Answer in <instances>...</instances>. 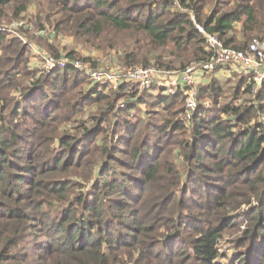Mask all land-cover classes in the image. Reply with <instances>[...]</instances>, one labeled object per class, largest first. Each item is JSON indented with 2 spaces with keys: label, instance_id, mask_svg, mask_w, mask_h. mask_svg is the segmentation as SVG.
<instances>
[{
  "label": "trees",
  "instance_id": "obj_1",
  "mask_svg": "<svg viewBox=\"0 0 264 264\" xmlns=\"http://www.w3.org/2000/svg\"><path fill=\"white\" fill-rule=\"evenodd\" d=\"M206 34L248 49L264 0H0V264H264V88L217 67L189 118L187 87L165 92L210 58ZM53 37L163 74L142 90L41 71Z\"/></svg>",
  "mask_w": 264,
  "mask_h": 264
},
{
  "label": "built area",
  "instance_id": "obj_2",
  "mask_svg": "<svg viewBox=\"0 0 264 264\" xmlns=\"http://www.w3.org/2000/svg\"><path fill=\"white\" fill-rule=\"evenodd\" d=\"M23 21L12 24L18 27ZM8 30L13 29L4 26ZM204 31L202 27H198ZM206 45L211 55L207 61L192 65L184 70L171 71L168 82L165 85L166 93L172 94L179 85H185L186 88V116L189 118L191 112L197 106V95L200 89V77H204L217 67L233 66L237 71L249 73L253 79L252 92L255 95L264 88V38H254L248 49L238 50L224 45L222 40L216 34H206ZM39 55L36 66L41 71H52L56 68L74 67L89 76L95 82L108 83L112 88H116L123 81H132L137 83L140 89L150 88L157 83L162 76L153 66L149 67H120L108 65L106 68L95 67L91 62L84 59H73L65 54L57 57L45 49L34 47Z\"/></svg>",
  "mask_w": 264,
  "mask_h": 264
},
{
  "label": "rangeland",
  "instance_id": "obj_3",
  "mask_svg": "<svg viewBox=\"0 0 264 264\" xmlns=\"http://www.w3.org/2000/svg\"><path fill=\"white\" fill-rule=\"evenodd\" d=\"M31 11H34L33 8H31ZM33 13V12H31ZM27 21L25 19H23V23H26ZM9 27H11L13 30V32H15L16 30V27H13L12 24L9 25ZM43 34L44 35H48V32L47 31H43ZM45 37V36H44ZM50 43H52V45H55L57 48H59L58 51L61 52V54H66V51L73 47L74 46V42L73 39L71 38H68V37H57V38H50V39H47ZM75 47V46H74ZM83 51V52H82ZM81 52L83 54V57H92L93 60H103V61H106V60H110V59H106V56L104 57V55L101 53V52H98L96 50H88V49H85V50H82L81 49ZM111 65V63L109 64ZM227 67V68H226ZM224 68H226L227 70L229 71H237L235 67L233 66H225ZM229 72V73H231ZM169 78V77H168ZM201 81V80H200ZM201 83V82H200ZM221 251L222 252H227V254L229 255L227 257V259H225L224 257L221 258V260H223L224 262L228 263L230 260H229V257H233L234 255V250L232 248L229 247V245L227 244L226 240L223 239L221 241ZM231 255V256H230Z\"/></svg>",
  "mask_w": 264,
  "mask_h": 264
},
{
  "label": "crops",
  "instance_id": "obj_4",
  "mask_svg": "<svg viewBox=\"0 0 264 264\" xmlns=\"http://www.w3.org/2000/svg\"><path fill=\"white\" fill-rule=\"evenodd\" d=\"M229 72H231V71L225 69L224 67H221V69L218 70L217 75H229ZM205 77H206V76H204V77H200V78H199V79L201 80V83H204L205 81L208 80V78H207V77L205 78Z\"/></svg>",
  "mask_w": 264,
  "mask_h": 264
}]
</instances>
